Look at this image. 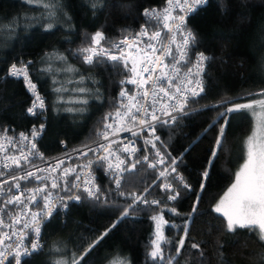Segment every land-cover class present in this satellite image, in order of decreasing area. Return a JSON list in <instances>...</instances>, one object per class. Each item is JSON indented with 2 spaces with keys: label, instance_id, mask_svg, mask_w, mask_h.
<instances>
[{
  "label": "trees",
  "instance_id": "1",
  "mask_svg": "<svg viewBox=\"0 0 264 264\" xmlns=\"http://www.w3.org/2000/svg\"><path fill=\"white\" fill-rule=\"evenodd\" d=\"M62 3L64 10L55 18V27L45 31L49 21L40 18L42 9L24 0H0V25L15 29L0 28V129L7 127L8 134L15 136L30 132L34 126L38 129L43 123L45 127L37 146L45 156L91 142L102 117L121 90L122 68H114L110 62L86 65L74 55L75 50L83 46L85 35L103 30L110 40H116L123 29L138 30L144 23L143 9L162 6L163 0H103L95 11L90 0H62ZM64 11L70 20H66ZM188 26L197 36L191 54L204 52L210 57L204 74L205 92L189 104L188 114L157 128L160 139L156 144L161 152L179 158L177 173L190 188L175 181L170 192L163 191L160 185L166 181L156 180L158 171L144 164L138 166V171L127 174L123 190L143 192L150 186L149 193H145L149 201L160 200V207L177 210L179 215L164 212L169 221L165 235L172 241L165 248L171 254H175L176 242L184 235L185 221L196 205L185 247L173 264H264L259 260L264 245L258 238L243 230L227 233L224 217L213 210L242 163L241 145L250 128L246 114H228L223 145L213 163L208 164L220 126L225 123L218 117L224 107L214 105L226 96L246 102L245 93L264 88V0H207L189 17ZM45 53L63 55L66 65L77 71L56 73L55 66H62L59 61L52 72L42 71L47 67ZM20 60L32 61L30 78L45 97V111L35 116L27 112L33 96L27 92L23 78L7 75L9 66ZM81 75L85 78L83 85L90 90L86 96L88 103L73 105L60 101L61 94L54 88L68 79L79 80ZM54 80L58 83L54 84ZM65 86L69 89L62 93L65 100L77 95L71 91L73 84ZM69 107L83 110L68 111ZM205 168L209 171L206 180L202 176ZM94 172L96 182L107 190L110 181L101 167H96ZM175 175L173 173L169 180ZM169 194L177 198L169 200ZM128 203L131 201L113 192L107 202L92 201L85 196L82 201L70 204L62 216H53L45 222L41 233L42 250L24 258V264H51L55 254L50 253V249L54 246L64 248L69 257L73 252L79 255L117 222ZM160 207L140 204L131 215L116 223L82 264H106L116 251L127 256L131 264H150L146 253L154 227L150 217L158 214ZM194 242L201 245L202 258L191 248Z\"/></svg>",
  "mask_w": 264,
  "mask_h": 264
},
{
  "label": "snow or ice",
  "instance_id": "2",
  "mask_svg": "<svg viewBox=\"0 0 264 264\" xmlns=\"http://www.w3.org/2000/svg\"><path fill=\"white\" fill-rule=\"evenodd\" d=\"M24 2L42 9L40 18L49 21L45 24V31L55 27V18L64 10L62 0ZM206 3L207 0H163L162 6L143 9L141 16L144 23L140 24L138 30L123 29L116 40H110L103 30L85 35L83 46L77 48L74 55L86 65L110 62L112 67L122 68L124 79L120 81L121 85L133 86L121 88L111 109L102 117L91 143L72 150L78 157L87 158L86 163L66 165L65 159L46 158L37 146L45 127L43 123L38 129L34 126L29 133L20 132L18 136L9 135L7 127L0 129V264H13V261L14 264H24L25 257L41 251V233L45 222L52 217L58 205L62 204L67 209L68 201L80 202L85 199L81 193L96 202H107L113 192L126 201L130 200L131 203L123 209L117 222L88 244L79 255L73 252L69 257L65 249L59 246L50 249V253L55 254L51 264H82L116 223L131 215L140 204L161 206L162 201H149L145 196L150 186L145 187L143 192L123 190L127 174L138 171V166L147 164L149 169L158 171L156 180L166 181L160 185L165 192L173 189L175 181L190 188L177 173L179 158L161 152L155 143L160 139L155 135V130L158 123L175 122L177 116L174 113H185L189 104L205 92L202 76L210 57L204 52H197L195 60H192L191 53L197 43V36L188 26V19ZM102 4L103 0H90L94 11ZM64 16L66 20L71 19L66 11ZM0 28L15 30L10 25H0ZM45 57L47 67L42 71L52 72L57 61L62 66H55L56 73L77 71L66 65V57L59 53H45ZM31 65L30 60L13 62L7 75L23 77L26 88L34 96L27 112L38 115L37 109H44L46 102L36 91L37 85L30 79ZM84 79L81 75L79 80L59 82L60 87L54 88L55 92L61 94L58 99L73 105H86V96L90 90L83 85ZM53 83L58 81L54 80ZM66 84H73L71 91L77 93L68 100L62 95L69 91ZM245 96L247 100L243 103L226 96L214 105L224 107L218 117L224 119L225 123L220 126L216 136L209 165L223 145L229 113L246 114L250 118V128L241 145L242 163L234 174L233 182L213 210L224 217V230L227 233L243 230L254 235L264 245V88L254 93L247 92ZM67 110L83 109L69 107ZM122 132L130 133V137H120ZM141 133L147 135L142 137ZM132 137L142 138L146 147H138L137 140ZM141 151L143 155H139ZM89 154L95 159L90 158ZM65 158L71 159V155L65 153ZM158 165L163 167L158 168ZM95 166L103 167L110 181L107 190L96 182L93 174ZM173 173H176L175 177L169 180ZM202 176L205 180L208 178L207 168ZM200 187L203 189L204 184L201 183ZM176 198V195H168L169 200ZM199 199L197 194V202ZM165 210L179 215L174 207L165 206L160 207L158 214L150 217L154 225L146 249L150 264H173L185 247L192 213L197 208L194 204L192 213H189L185 221L184 235L176 242L175 254L165 248L172 244L164 231L169 224L164 217ZM191 248L203 257L200 244L194 242ZM259 260L264 262V253H261ZM106 264H131V261L116 251L107 259Z\"/></svg>",
  "mask_w": 264,
  "mask_h": 264
},
{
  "label": "built area",
  "instance_id": "3",
  "mask_svg": "<svg viewBox=\"0 0 264 264\" xmlns=\"http://www.w3.org/2000/svg\"><path fill=\"white\" fill-rule=\"evenodd\" d=\"M203 6V5H202ZM201 7V6H200ZM197 52H195L194 54H191V58H192V60H195V54H196ZM206 68H207V62H206ZM206 72V71H205ZM205 74V73H204ZM204 74H203V76H202V78H203V83H204ZM20 78H23V77H20ZM31 79V78H30ZM24 80V79H23ZM33 82V81H32ZM34 83V82H33ZM24 84H25V82H24ZM121 84V83H120ZM122 87H126V88H132L133 86L132 85H124V86H122L121 85V88ZM26 90H27V92L31 95V96H33V94L31 93V92H29L28 91V89L26 88ZM36 91L39 93V95L45 100V97L43 96V95H41L40 94V92L38 91V88L36 89ZM121 91V90H120ZM33 99H34V96H33ZM32 103V102H31ZM46 104V103H45ZM31 105V104H30ZM46 107V106H45ZM45 107H44V109H37V112L40 114V113H42V112H44L45 111ZM191 111V109H189V108H187V109H185V113L186 114H188L189 112ZM185 113H174V115H176L177 116V118L178 117H180V116H183V115H186ZM30 115V114H29ZM31 116H35V115H31ZM164 120H167L168 119V117H162ZM173 122H169V123H167V124H163V123H158L157 125H156V130H155V135L156 136H158V133H157V128L159 127V126H162V125H169V124H172ZM27 133H29V132H27ZM42 134V133H41ZM147 135V133H141V136L143 137V136H146ZM15 136H18V134L17 135H15ZM41 136V135H40ZM40 136H39V138H38V140L40 139ZM124 136H129L130 137V133H127V132H122V133H120V137H124ZM132 139H136L137 140V144H138V147H140L141 149H143L144 147H146V145L144 144V141H143V139L142 138H136V137H132ZM91 142H89V143H85V144H90ZM155 143H157V141H155ZM85 144H82V145H79V146H76V147H72V148H69V149H64L61 153H59V154H57V155H54V156H45L46 158H51V159H65V164L66 165H74V164H80V163H86L87 162V158H85V157H83V156H77V154H75V153H73L72 152V150L73 149H76V148H82L83 147V145H85ZM65 153H68V154H70L71 155V159H66L65 158ZM140 153H142V155L144 154L143 153V151H141ZM89 157L90 158H92V159H95V157L94 156H92V154H89ZM147 165V164H146ZM106 166V165H105ZM158 166H160V165H158ZM98 168V167H100V166H95V168ZM148 168V167H147ZM149 169V168H148ZM101 170L103 171V174H104V170H103V167H101ZM94 174V176H95V172L93 173ZM105 175V174H104ZM95 178H96V176H95ZM82 195H84V196H86V194H83V193H81ZM61 195H63V193H61ZM151 201V200H150ZM72 203H78L77 201H68V207H69V205L70 204H72ZM68 209V208H67ZM67 209H64V207H63V205L61 204V205H58L57 206V208L54 210V213H53V215H52V217L53 216H62L66 211H67ZM41 244H42V246H43V241H42V239H41ZM26 258V257H25ZM13 264H14V261H13Z\"/></svg>",
  "mask_w": 264,
  "mask_h": 264
},
{
  "label": "rangeland",
  "instance_id": "4",
  "mask_svg": "<svg viewBox=\"0 0 264 264\" xmlns=\"http://www.w3.org/2000/svg\"><path fill=\"white\" fill-rule=\"evenodd\" d=\"M227 189H228V188H227ZM227 189L224 191V193L227 191ZM224 193L221 195V197L224 195ZM221 197H220V198H221ZM220 198H219V200H220ZM219 200H218V201H219ZM217 203H218V202H217ZM217 203H216V204H217ZM216 204H215V205H216ZM214 207H215V206H214ZM218 214H219V213H218Z\"/></svg>",
  "mask_w": 264,
  "mask_h": 264
}]
</instances>
